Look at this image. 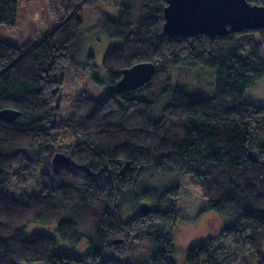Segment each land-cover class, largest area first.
Returning <instances> with one entry per match:
<instances>
[{
  "label": "trees",
  "instance_id": "16d2710c",
  "mask_svg": "<svg viewBox=\"0 0 264 264\" xmlns=\"http://www.w3.org/2000/svg\"><path fill=\"white\" fill-rule=\"evenodd\" d=\"M18 2L0 0V26L16 24ZM60 6L53 27L22 47L0 40V111L20 112L11 123L0 118V264H116L107 260V248L121 236V243H153L143 264H175L172 231L185 219L177 207L182 189L138 192L149 174L195 178L204 199L199 215L232 219L218 237L191 247L186 264L240 262L241 252L264 264V147L258 158L250 153L264 130V106L246 97L264 80V29L170 36L165 0H61ZM96 14L91 30L117 42L102 60L110 90L102 101L78 97L61 120L63 74L76 62L85 20ZM138 63L155 66L152 79L118 92L121 71ZM200 65L216 72L215 95L193 96L177 86L168 103L160 102L175 66ZM60 145L77 166L41 173L36 195L9 194L12 178L33 167L26 151L39 166L48 147ZM142 204L151 207L146 215ZM30 225L53 234L28 237ZM67 243L72 248L63 249Z\"/></svg>",
  "mask_w": 264,
  "mask_h": 264
},
{
  "label": "rangeland",
  "instance_id": "374dc122",
  "mask_svg": "<svg viewBox=\"0 0 264 264\" xmlns=\"http://www.w3.org/2000/svg\"><path fill=\"white\" fill-rule=\"evenodd\" d=\"M60 4L61 0H19L17 22L10 27L0 26V40L16 47H22L38 34L53 27L55 24L54 20L60 11ZM102 10L104 11L106 8ZM97 19L98 15L96 14L93 19L85 20L83 31H86V33L82 36L78 55L75 57L76 62L68 64L65 68L63 74L64 91L60 103L61 120H65L71 114L74 101L78 97L84 95L102 101L110 90L102 60L107 49L117 42L107 38L96 28L91 30L97 23ZM262 54L264 56V49ZM216 77L215 71L203 65L197 67L175 66L169 88L167 89V95L160 102H163V104L168 103L173 90L177 86H184L193 96H213L217 88ZM246 97L251 100L250 103L264 106V80L257 82L253 88L249 89ZM161 110L162 108H160L159 114L155 113L156 118L160 117ZM63 144L66 145L67 142ZM59 147L63 148V145ZM261 147H264V130L256 137L253 142V148L250 149V153L254 158H258ZM49 149L51 152L53 150L52 146ZM57 152L59 151L55 153ZM25 154L26 161L33 167L29 172L23 173L20 176L21 178H18V176L12 178L7 191L14 197H19L23 194L29 196L38 194L39 189H37L36 183L39 175L43 172H51L47 157L42 164L36 166V154L31 151H26ZM24 177L27 179L26 183H19L18 180L22 181ZM173 185H179L182 189V195L177 201V207L183 218H185L180 219L172 231L175 247L173 261L175 264H186V255L191 247L204 243L208 239L218 237L223 228L231 223L232 219L214 212L199 215L204 199L197 180L191 176L179 174L144 175L139 181L138 192L145 189L160 192ZM195 216L199 217L195 218ZM129 217L130 213L127 208L123 218L128 219ZM26 233L28 237L33 233L52 235L53 229L48 226L30 225ZM71 246L68 244L62 247L63 249H68L72 248ZM153 247V243L147 241V239L138 241L133 238H127L123 243L117 240L108 246L107 260L116 264H143L147 260V253L152 251ZM76 248L74 247L76 253H82L84 245L81 244ZM239 255L241 261L238 262L239 260H237L230 264H238L244 261L245 264H254L252 260H249L251 257H249L248 253L241 252Z\"/></svg>",
  "mask_w": 264,
  "mask_h": 264
},
{
  "label": "water",
  "instance_id": "95a60500",
  "mask_svg": "<svg viewBox=\"0 0 264 264\" xmlns=\"http://www.w3.org/2000/svg\"><path fill=\"white\" fill-rule=\"evenodd\" d=\"M164 31L170 36L206 35L209 37L224 36L233 32L264 29V5H252L247 0H165ZM155 74L152 63H138L121 71V78L117 83L118 92L136 90L147 84ZM20 112L13 109L0 111V118L7 122H14ZM48 159L56 171L67 165L77 166L67 151H59L43 158ZM86 168L87 166H78ZM151 207L142 204L140 213L146 215Z\"/></svg>",
  "mask_w": 264,
  "mask_h": 264
},
{
  "label": "flooded vegetation",
  "instance_id": "af4514ba",
  "mask_svg": "<svg viewBox=\"0 0 264 264\" xmlns=\"http://www.w3.org/2000/svg\"><path fill=\"white\" fill-rule=\"evenodd\" d=\"M49 147H50V146H49ZM49 147H48V148H49ZM52 148H53V150H52L51 152L49 151V153H52V155H54L56 151H60V150H61V151H66L65 149L60 148V147L57 148V147H55V146H52ZM49 150H50V149H49ZM49 153H48V154H49ZM49 168H50L51 171H54V167H53L52 165H50ZM121 237L123 238L124 236H121ZM121 237H120L118 240H121V241H122Z\"/></svg>",
  "mask_w": 264,
  "mask_h": 264
}]
</instances>
